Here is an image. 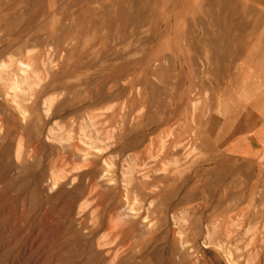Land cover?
Instances as JSON below:
<instances>
[{"label": "rangeland", "instance_id": "374dc122", "mask_svg": "<svg viewBox=\"0 0 264 264\" xmlns=\"http://www.w3.org/2000/svg\"><path fill=\"white\" fill-rule=\"evenodd\" d=\"M228 1L0 0V264H264V11Z\"/></svg>", "mask_w": 264, "mask_h": 264}, {"label": "crops", "instance_id": "0c3cea01", "mask_svg": "<svg viewBox=\"0 0 264 264\" xmlns=\"http://www.w3.org/2000/svg\"><path fill=\"white\" fill-rule=\"evenodd\" d=\"M228 2L230 3H244V4H247V3H251V4H258L260 5V7L264 8V0H229ZM260 9L261 12L264 11V9Z\"/></svg>", "mask_w": 264, "mask_h": 264}, {"label": "bare ground", "instance_id": "6f19581e", "mask_svg": "<svg viewBox=\"0 0 264 264\" xmlns=\"http://www.w3.org/2000/svg\"><path fill=\"white\" fill-rule=\"evenodd\" d=\"M24 65V64H23ZM241 210H242V208H241Z\"/></svg>", "mask_w": 264, "mask_h": 264}]
</instances>
